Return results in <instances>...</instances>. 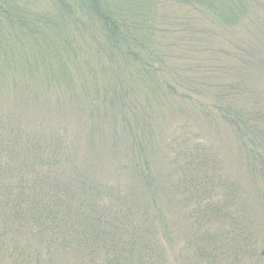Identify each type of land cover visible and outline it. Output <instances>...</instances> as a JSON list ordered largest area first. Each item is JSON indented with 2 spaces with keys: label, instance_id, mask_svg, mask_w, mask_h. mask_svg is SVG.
<instances>
[{
  "label": "trees",
  "instance_id": "trees-1",
  "mask_svg": "<svg viewBox=\"0 0 264 264\" xmlns=\"http://www.w3.org/2000/svg\"><path fill=\"white\" fill-rule=\"evenodd\" d=\"M261 1L0 0V264H264Z\"/></svg>",
  "mask_w": 264,
  "mask_h": 264
},
{
  "label": "rangeland",
  "instance_id": "rangeland-1",
  "mask_svg": "<svg viewBox=\"0 0 264 264\" xmlns=\"http://www.w3.org/2000/svg\"><path fill=\"white\" fill-rule=\"evenodd\" d=\"M256 9L259 10V11H261V12H264V0L261 1L259 5L256 6ZM260 22H261V23L264 22V16H263L262 19H260ZM215 43H216L217 46H219V47H220V46H221V47H224V43L221 42V41H220V42L217 41V42H215ZM205 47H206V46H205ZM205 47H203L201 50H203ZM201 50H199V54H198L197 56L202 57V56L205 55L203 52H201ZM184 61H185V60H184ZM184 61L179 60V62H181V63H183ZM224 62H225V58L223 59V64H224ZM80 88H81V87H80ZM81 89H82V88H81ZM243 169H246V168H243Z\"/></svg>",
  "mask_w": 264,
  "mask_h": 264
}]
</instances>
